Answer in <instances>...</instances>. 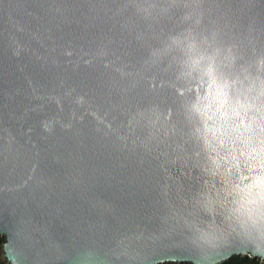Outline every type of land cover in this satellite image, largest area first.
Returning a JSON list of instances; mask_svg holds the SVG:
<instances>
[{"label":"water","instance_id":"obj_1","mask_svg":"<svg viewBox=\"0 0 264 264\" xmlns=\"http://www.w3.org/2000/svg\"><path fill=\"white\" fill-rule=\"evenodd\" d=\"M6 264L264 261V0H0Z\"/></svg>","mask_w":264,"mask_h":264},{"label":"trees","instance_id":"obj_2","mask_svg":"<svg viewBox=\"0 0 264 264\" xmlns=\"http://www.w3.org/2000/svg\"><path fill=\"white\" fill-rule=\"evenodd\" d=\"M2 237H0V264H6L4 260L1 259V244H2ZM258 262L256 260L249 259L248 257H234L229 261L222 262L221 264H257ZM182 264H188V263H182Z\"/></svg>","mask_w":264,"mask_h":264},{"label":"rangeland","instance_id":"obj_3","mask_svg":"<svg viewBox=\"0 0 264 264\" xmlns=\"http://www.w3.org/2000/svg\"><path fill=\"white\" fill-rule=\"evenodd\" d=\"M234 257H248V258H250V256H248V255H234V256H232L231 258H229L228 260H226V261H229V260H231L232 258H234ZM1 259L2 260H4L5 261V259L2 257V254H1ZM251 259L252 260H256L258 263L257 264H264V261H262V260H260L259 258H252L251 257ZM226 261H224V262H226ZM6 262V261H5ZM185 263V262H184ZM163 264H182V263H163ZM188 264H191V263H188ZM221 264V263H220Z\"/></svg>","mask_w":264,"mask_h":264},{"label":"clouds","instance_id":"obj_4","mask_svg":"<svg viewBox=\"0 0 264 264\" xmlns=\"http://www.w3.org/2000/svg\"><path fill=\"white\" fill-rule=\"evenodd\" d=\"M249 259H251V257Z\"/></svg>","mask_w":264,"mask_h":264},{"label":"bare ground","instance_id":"obj_5","mask_svg":"<svg viewBox=\"0 0 264 264\" xmlns=\"http://www.w3.org/2000/svg\"><path fill=\"white\" fill-rule=\"evenodd\" d=\"M247 255H249V254H247Z\"/></svg>","mask_w":264,"mask_h":264}]
</instances>
